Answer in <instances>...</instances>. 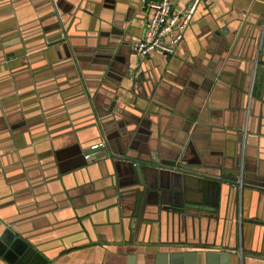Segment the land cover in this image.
<instances>
[{
  "label": "crops",
  "instance_id": "1",
  "mask_svg": "<svg viewBox=\"0 0 264 264\" xmlns=\"http://www.w3.org/2000/svg\"><path fill=\"white\" fill-rule=\"evenodd\" d=\"M147 21L0 0V238L39 264H264V0H204L169 59L133 54Z\"/></svg>",
  "mask_w": 264,
  "mask_h": 264
},
{
  "label": "built area",
  "instance_id": "2",
  "mask_svg": "<svg viewBox=\"0 0 264 264\" xmlns=\"http://www.w3.org/2000/svg\"><path fill=\"white\" fill-rule=\"evenodd\" d=\"M203 1L190 0L181 10H176L172 0H140L148 21L142 38L132 45L133 54L139 60L152 54L165 59L174 57Z\"/></svg>",
  "mask_w": 264,
  "mask_h": 264
},
{
  "label": "water",
  "instance_id": "3",
  "mask_svg": "<svg viewBox=\"0 0 264 264\" xmlns=\"http://www.w3.org/2000/svg\"><path fill=\"white\" fill-rule=\"evenodd\" d=\"M102 148H91V150L86 151L84 153L83 156V163L82 165H86L87 163L91 162L94 158V154L98 151H100ZM130 165L133 168V172L136 173V175L138 176L140 183L144 184L145 180L143 179V172L142 169L140 168L139 164L133 163ZM162 170H172L171 167L166 168V167H161ZM177 170V169H174ZM163 174L158 175V177H154V179H161L163 178ZM161 198V203H164L163 200L167 201L166 196L164 195V193H162L160 195ZM169 199V197H168ZM139 204V203H138ZM164 209L166 210H170L173 212H182L184 211L183 209H181L180 207H176V206H169V205H164ZM0 243L2 245V252L3 253L5 251L4 254V258L5 260L9 263V264H39V255L31 248V246L22 238H20L17 234H15L14 232H12L11 230H6L3 235L0 238ZM211 257H213L214 259V263L216 264L217 259L221 262V264H229V256L228 254L225 252H219V254H214L211 255ZM174 257H172V259L170 261H168L165 264H180L178 261H175L173 259Z\"/></svg>",
  "mask_w": 264,
  "mask_h": 264
},
{
  "label": "flooded vegetation",
  "instance_id": "4",
  "mask_svg": "<svg viewBox=\"0 0 264 264\" xmlns=\"http://www.w3.org/2000/svg\"><path fill=\"white\" fill-rule=\"evenodd\" d=\"M98 145H99L98 147H100V146L104 147V144H103V143H101V145H100V144H98ZM98 147H97V148H98Z\"/></svg>",
  "mask_w": 264,
  "mask_h": 264
}]
</instances>
